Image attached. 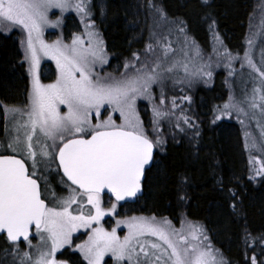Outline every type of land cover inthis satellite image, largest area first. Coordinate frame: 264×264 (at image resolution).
Instances as JSON below:
<instances>
[{
    "label": "snow or ice",
    "instance_id": "1",
    "mask_svg": "<svg viewBox=\"0 0 264 264\" xmlns=\"http://www.w3.org/2000/svg\"><path fill=\"white\" fill-rule=\"evenodd\" d=\"M54 9L61 14L74 10L82 20L91 15L88 0H75V3L71 0H0V24L5 31L20 28L25 33L20 44L31 78L26 109L4 108L5 120L10 114H18L19 118L12 116L17 135L7 144V150L15 154H0V234H6L14 245L23 238L31 247L30 228L34 225L37 235L50 245L35 258L24 252L21 264L25 261L64 264L58 262L55 255L71 244L72 233L80 228L90 229L88 239L76 245L87 264H101L106 254H111L116 264L125 261L127 264H227L198 225L182 224L181 229L176 230L166 219L157 221L155 217L133 216L116 221L117 227L124 225L128 230L123 238L117 235V227L108 231L101 225L105 216L116 212L120 201L141 192L146 168L154 159V148L162 143L149 138L136 110L138 98L151 101V86L161 78L160 65L148 69L147 65L136 68L126 63L125 69L135 68V73L126 71L120 78L101 77L94 72V66L107 63V58L103 40L91 30L94 24L85 25L87 44L77 35L73 36L71 44L60 38L46 42L45 29L56 28L62 22L60 17L55 21L49 18ZM261 24L264 25V19ZM248 43L251 45L252 39ZM148 47L151 49V45ZM45 57L53 60L57 69L55 81L48 84L41 83L39 73L41 59ZM135 58L139 61V56ZM229 58L233 57L229 55ZM243 59L260 77L249 107L259 109L264 117V67H257L248 51ZM164 103L161 98L160 104ZM61 106L66 111H62ZM102 109L111 110L106 119L101 118ZM232 109L244 111L233 103L223 106L224 114ZM152 111L155 130L157 120L167 113L158 106ZM117 112L119 124L111 114ZM184 122L189 124L187 117ZM257 127L261 142L258 145L255 137L245 133L246 148L264 149V125L257 121ZM56 161L58 170L70 182L66 185L69 194L56 198L53 193L56 204L49 206L41 189L43 177L38 175L37 169L40 163L49 168ZM256 176L264 177V166L256 170ZM256 176L249 179L255 180ZM43 179L47 185V179ZM61 183H65L63 178ZM105 190L115 200L109 208H105L102 201ZM229 191L236 196L231 189ZM78 197H86V204L90 206L87 211ZM74 204L79 205L76 214L72 211ZM150 237H155V241L148 239ZM251 264H257L255 256Z\"/></svg>",
    "mask_w": 264,
    "mask_h": 264
},
{
    "label": "trees",
    "instance_id": "2",
    "mask_svg": "<svg viewBox=\"0 0 264 264\" xmlns=\"http://www.w3.org/2000/svg\"><path fill=\"white\" fill-rule=\"evenodd\" d=\"M208 1L91 0L93 20L111 56L109 67L117 64L120 69L142 48L151 5L160 6L166 17L185 23L188 34L199 44L208 46L215 31L229 51L242 52L253 0ZM98 5L104 9L101 19ZM226 95L221 72L214 74L211 87L199 86L195 90L199 127L194 140L179 137L166 141L145 173L143 194L134 203L125 204L139 213L167 216L173 221L183 213L204 225L228 264H251L253 256L257 264H264V177L249 179L239 123L209 120L213 108ZM27 98L28 76L18 36L0 32V103L24 107ZM3 132L0 119V137ZM229 189L236 193L235 197ZM58 256L71 264H85L75 252L66 250ZM20 261L13 244L0 235V264H21Z\"/></svg>",
    "mask_w": 264,
    "mask_h": 264
},
{
    "label": "rangeland",
    "instance_id": "3",
    "mask_svg": "<svg viewBox=\"0 0 264 264\" xmlns=\"http://www.w3.org/2000/svg\"><path fill=\"white\" fill-rule=\"evenodd\" d=\"M71 2L75 3V0H71ZM88 3L90 5L91 15L83 20L76 11L71 9L63 14L55 9L50 11L49 18L51 20L55 21L57 17H60L62 22L56 28H46L44 38L48 43L60 38L64 43L71 44L73 36L77 35L81 36L85 40V44H87L88 37L85 34V25L92 23L94 24V28L91 30L98 33L99 38L103 40V47L107 58V63H97L94 66V72L101 77L110 75L120 78L121 74L126 71L128 74L135 73V68L130 67L127 70L125 69L124 65L126 63L130 65L134 64L136 68L147 65L148 69H151L156 64L160 65L158 72L160 73L161 78L157 83L151 86V101L146 98H138L136 101L137 113L140 116L149 138L153 141H156L157 139L162 141V143L156 145V151L162 152L164 144L168 140L176 141L179 137L188 138L190 141L194 140L199 127V121L194 110V92L199 86L211 87L213 76L217 72L222 73L227 87V95L220 104L213 108L209 120L211 122L222 120L235 121L239 123L241 127L244 147L246 144L245 133H249L251 136L255 137L259 145L261 141L260 129L257 127V121H260V123L264 125V117H261L259 109L253 110L249 107V101L252 98L253 89L260 85V77L257 72H254L247 65L243 57L245 51H248L253 63L256 64L257 67H264V25L261 24L262 19H264V9H262L264 0H254L253 10L248 21L245 47L240 53L229 51L225 47L220 35L215 31L212 32V41L208 46L199 44L188 34L185 23L179 19L166 17L160 6L151 5V7H149V24L146 38L143 42L144 44L141 49L134 52L123 62L120 69H117V64H113L109 67L111 56L107 52L103 36L97 28L96 22L93 20L94 13L91 0H88ZM98 8L97 15L98 18L101 19L103 18L102 16L104 13L103 5H98ZM0 32L4 35L15 33L18 36L19 47L22 53V62L28 76L29 93L31 78L27 70L28 65L23 59V50L20 44V41L25 39V33L20 28L5 31L2 24H0ZM249 39H252L251 45L248 43ZM149 45H151V49H149ZM229 55L233 58L230 59ZM136 56H139V61L136 60ZM169 68L171 71H168ZM39 73L41 83L48 84L54 82L57 74L55 62L46 57L42 58ZM207 73H211V75L209 76ZM161 93H163V97L161 96ZM161 98L165 100L163 105L160 104ZM226 103L237 104L244 111L238 112L237 110L232 109L229 110L227 114H224L223 106ZM27 104L28 98L26 106ZM26 106L17 107L0 103V119L4 129L3 137H0V154H15L10 150H7V144L12 137L17 135V132L15 131V121L12 119V116L16 115L17 118H19L18 114H10L9 118L5 120L4 108L9 107L25 110ZM154 106H158L161 111L167 113V115L157 120L155 130L153 126L152 111ZM61 108L62 111H66L63 106H61ZM101 111L103 113L101 118L106 119L111 110L104 111L102 109ZM245 113H247V115H245ZM111 114L116 123L119 124V113ZM144 116H146V118ZM216 116H220V119L217 120ZM184 117L188 118L191 126L184 122ZM24 119H26V117H24ZM241 121L244 123L242 124ZM245 150L248 158L249 176H256V170L264 166V149H260L259 147L256 149L245 147ZM28 167L31 169L30 160L28 161ZM37 171L39 176L47 179V185H45V180L43 178L40 179V183L42 192H44V198L49 206L56 204V199L53 198V193H55L56 198L68 196L69 189L66 185L69 183L60 176L56 162H53L49 168H45L44 163H40ZM62 178L65 183H61ZM259 178V176H256L254 181H257ZM78 199L83 200L85 203V211H87L90 206H87L86 204V197H78ZM102 201L105 208L111 207V204L115 202L107 195H102ZM78 208V204L72 206L73 214H76ZM133 216H143L146 218L155 217L157 221L166 219L176 230H180L182 224L185 226L188 224L198 225L202 227L204 233L208 236V242L211 243L214 249L218 250L219 255H221L227 262V259L222 252L212 244L204 225L200 222L188 219L183 213L176 221H173L167 216L139 213L136 208L131 207L128 204H117L116 212L112 215L105 216L101 220V225L106 230L111 231L113 227H117V220H124ZM127 231L128 230L124 225L117 227V235L121 238H123ZM89 232L90 229L84 228L77 229L73 232L71 244L65 245L63 248L59 249L55 255V259L58 262L63 261L64 264H71L69 261L58 256L63 251L67 250L77 253L81 257V260L87 264V261L76 248V245L84 243L88 239ZM148 239L155 241V237H150ZM30 242L32 245L31 247L28 246V242L26 241L22 244H13V249H16L15 252L17 253L18 260L23 259L24 252H29L33 258H35L40 250L44 249L46 246H50L46 245L45 242L41 240L40 236L36 233V229L33 231V237L30 238ZM25 264H28V262L25 261ZM101 264H116V262L111 257V254H106ZM124 264H127V262L125 261Z\"/></svg>",
    "mask_w": 264,
    "mask_h": 264
},
{
    "label": "water",
    "instance_id": "4",
    "mask_svg": "<svg viewBox=\"0 0 264 264\" xmlns=\"http://www.w3.org/2000/svg\"><path fill=\"white\" fill-rule=\"evenodd\" d=\"M155 153H156V148H154V157H155ZM154 160V159H153ZM56 163H57V165H58V161H56ZM152 164H153V162L151 163V165L149 166V167H147L146 168V171L152 166ZM59 173L62 175V177H63V173H62V171H59ZM146 173V172H145ZM144 177H145V175H144ZM144 177H143V179H142V184H143V181H144ZM66 181H67V178L66 177H63ZM69 184H70V182H68ZM75 187V186H74ZM104 195H107V196H109V197H111L110 196V194L109 193H107V191L105 190V193H103ZM102 194V195H103ZM143 194V186H142V190H141V192H139L138 194H137V196L136 197H132V198H126L124 201H120L118 204H120V205H123V204H125V203H134L137 199H138V197H140L141 195ZM113 200H114V198L113 197H111ZM115 201V200H114ZM33 230H35V226L33 225V226H31V228H30V238L33 236ZM0 235H4L5 236V238H6V234H0ZM6 240H7V238H6ZM8 241V240H7ZM9 242V241H8ZM25 241L23 240V238H21L20 239V241L18 242V243H24ZM10 243V242H9ZM12 244V243H11Z\"/></svg>",
    "mask_w": 264,
    "mask_h": 264
},
{
    "label": "flooded vegetation",
    "instance_id": "5",
    "mask_svg": "<svg viewBox=\"0 0 264 264\" xmlns=\"http://www.w3.org/2000/svg\"><path fill=\"white\" fill-rule=\"evenodd\" d=\"M202 2H203V0H202ZM208 2H210V1L207 0V3H208ZM252 5H254V0H253V4H252ZM0 118H1V117H0ZM58 192H60V191H58ZM103 195H104V194H103ZM32 237H33V236H32Z\"/></svg>",
    "mask_w": 264,
    "mask_h": 264
}]
</instances>
